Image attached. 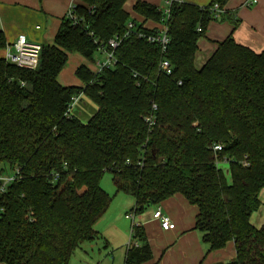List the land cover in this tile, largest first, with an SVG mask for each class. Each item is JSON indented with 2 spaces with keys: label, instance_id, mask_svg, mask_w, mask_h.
<instances>
[{
  "label": "trees",
  "instance_id": "16d2710c",
  "mask_svg": "<svg viewBox=\"0 0 264 264\" xmlns=\"http://www.w3.org/2000/svg\"><path fill=\"white\" fill-rule=\"evenodd\" d=\"M126 1L80 0L78 23L62 18L35 69L0 58V170H18L0 191V262L68 264L98 237L94 225L112 201L100 186L108 172L115 192L134 199L135 215L175 194L196 206L194 229L208 251L233 242V259L215 264H264V224L250 223L264 189V49L228 35L196 67L211 7L228 0H173L165 20L157 6L135 0V13L164 23V50L142 36L158 30L131 19ZM114 36L123 37L112 67L80 64L79 86L59 83L69 53L93 63ZM79 93L97 107L87 122L69 112ZM132 230L137 246L129 243L123 264H143L151 247L141 226Z\"/></svg>",
  "mask_w": 264,
  "mask_h": 264
},
{
  "label": "crops",
  "instance_id": "0c3cea01",
  "mask_svg": "<svg viewBox=\"0 0 264 264\" xmlns=\"http://www.w3.org/2000/svg\"><path fill=\"white\" fill-rule=\"evenodd\" d=\"M134 1L127 0L124 3L130 18L142 23L145 28L159 30L163 22H154L135 13L132 10ZM141 1L153 4L161 10L165 8L166 2V0ZM176 1L205 6L211 0ZM245 1L247 0H228L217 16L208 22L204 37L197 41L198 50L194 57L196 67H200L211 55L216 42L228 35L255 52L264 49V0H255L248 6L244 4ZM78 2L80 0H0V31L4 37V46L0 47V58H4L6 50L11 49L10 45L20 34L40 44H51L62 18L65 17L70 6ZM102 56L99 54L95 58ZM60 84L66 85V83ZM87 101L74 105V109L70 110V114L77 116L82 122H87L97 111L96 105L88 99ZM120 195L123 198H119L118 203H125L123 208L131 206L132 210L134 199L126 194ZM258 198L261 204L250 216V223L256 228L264 224V189L260 190ZM156 206H159L174 223L173 229L162 230L158 221L152 218ZM114 213H116L114 208L109 206L94 225L98 237L93 241L82 243L78 248H82L83 255H88L90 259L92 258L88 253H92L93 250L103 249L107 252L109 257L97 260L94 264H103L105 259H109L107 264L124 263L125 251L131 241V222L125 218L127 211L124 212L123 219L121 218L122 225L119 223L121 219H117L121 211L118 217ZM196 214V206L189 204L182 195L175 194L158 205L148 207L142 214L135 215L134 222L144 229L152 252V258L143 264H215L233 259L235 251L231 241L222 249L208 251L207 245L202 241L201 233L194 229ZM126 219L130 222L129 232Z\"/></svg>",
  "mask_w": 264,
  "mask_h": 264
},
{
  "label": "built area",
  "instance_id": "2783aa9c",
  "mask_svg": "<svg viewBox=\"0 0 264 264\" xmlns=\"http://www.w3.org/2000/svg\"><path fill=\"white\" fill-rule=\"evenodd\" d=\"M173 0H166L165 2V8L162 10L164 13V20L166 16L169 13V8ZM255 2V0L252 1H245V5H250L251 3ZM211 11L213 12L214 16H217V14L221 11L219 8L218 4H214L211 7ZM65 17L69 18L72 22V24H77V18L74 14V6H70L68 11L66 12ZM134 20V19H133ZM136 21V20H135ZM134 22L129 21L126 25V32L124 36L129 32V30L133 29L134 27ZM197 30H200V27L197 28ZM142 35V34H140ZM146 37V40L148 42L152 43H157L161 46L162 50L165 49L166 44L168 43V37L166 34V27L163 23V26L157 31L156 34H147V35H142ZM123 36H114L110 38L106 45L99 46L97 49L98 54H102V59L101 58H95L93 64L95 66V69L93 71L98 72L104 67H112L115 63V58L113 56L112 50L117 47L119 44L121 38ZM10 50L9 48L6 50L4 54V59L8 63H11L19 68L23 69H35L38 65V60H39V54L41 50V44L29 40L24 34H20L16 37L15 41L10 45ZM160 69L164 71V73L169 74L171 72V66L168 63L167 60L163 59L160 61ZM82 93H79L78 95H74L71 100H70V105H69V112H70V107L72 104L76 103L79 100V97L81 96ZM153 108H155V105H153ZM214 151L215 150H221L220 145H215L213 146ZM224 164H227L226 161H223ZM243 165L246 163L243 162ZM222 165V164H221ZM18 173V170H14L13 174L8 176H0V191H3L6 186L15 178V175ZM134 217L135 214L131 210L125 214V218L129 219L131 221V236L133 233L132 227L133 225H136L134 222ZM152 218L157 220L159 223V226L162 230H171L174 228V223L171 221V219L164 214L161 211V208L159 206H156L152 213ZM130 244H133L134 246H137V242L131 241L129 242Z\"/></svg>",
  "mask_w": 264,
  "mask_h": 264
},
{
  "label": "rangeland",
  "instance_id": "374dc122",
  "mask_svg": "<svg viewBox=\"0 0 264 264\" xmlns=\"http://www.w3.org/2000/svg\"><path fill=\"white\" fill-rule=\"evenodd\" d=\"M98 55L99 54L96 53L95 57H97ZM80 64H86V65L90 66L91 68L95 69L94 64L89 63L86 60H83L82 57L80 55H78L77 53H69L68 54V60H67V62L65 64L64 68L62 69V71L58 75V81L60 83H66V85L79 86L81 84V82L75 76L74 71ZM87 99L88 98L84 94H81V96L79 97V100L76 103L71 105L70 110L72 111V109H74V107H75L74 105H77L79 103L82 104V102H84V101L88 102ZM92 104H94V103H92ZM0 168H1V165H0ZM12 174H13V170H11V169H9L7 167H5L3 170H0V176H6V175L10 176ZM100 186L102 187V189H104L112 197L110 208H114V212H116L114 214H116V216L118 217L119 211H121L120 217H118L117 219L118 220L121 219V218L123 219L124 212L131 211V206L128 207V208H123V207H125V203H122V204L118 203L119 198H123V197H120L121 193H116L115 192V189H114V186H113V183H112V180H111V174L106 172V173H104L102 175V177L100 179ZM122 200H124V199H122ZM135 218H136V216H135ZM122 219L119 221V223L121 225L123 223ZM128 220L125 221V222L128 225L127 227H128V232H129V228H130L129 223L131 221L129 222ZM130 230H131V228H130ZM88 254L91 256L92 259H90L88 257V255H83L82 248L81 249H76L75 252L70 257V260H69L68 264H86L88 262H89L88 264H94V263H96L97 260L100 261L101 259H103L105 257H109L107 252H105L103 249H98V250L96 249V250H93L92 253L89 252ZM108 260L109 259H105L103 264L109 263Z\"/></svg>",
  "mask_w": 264,
  "mask_h": 264
}]
</instances>
